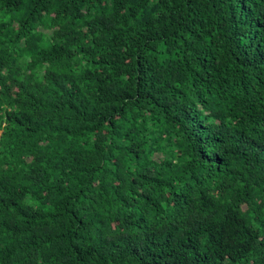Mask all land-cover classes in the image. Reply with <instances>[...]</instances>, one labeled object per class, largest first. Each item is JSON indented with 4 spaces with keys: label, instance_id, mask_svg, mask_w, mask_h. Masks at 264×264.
Masks as SVG:
<instances>
[{
    "label": "trees",
    "instance_id": "16d2710c",
    "mask_svg": "<svg viewBox=\"0 0 264 264\" xmlns=\"http://www.w3.org/2000/svg\"><path fill=\"white\" fill-rule=\"evenodd\" d=\"M0 264H264V0H0Z\"/></svg>",
    "mask_w": 264,
    "mask_h": 264
},
{
    "label": "rangeland",
    "instance_id": "374dc122",
    "mask_svg": "<svg viewBox=\"0 0 264 264\" xmlns=\"http://www.w3.org/2000/svg\"><path fill=\"white\" fill-rule=\"evenodd\" d=\"M47 32V31H46Z\"/></svg>",
    "mask_w": 264,
    "mask_h": 264
}]
</instances>
